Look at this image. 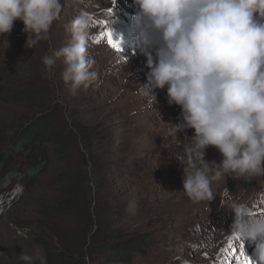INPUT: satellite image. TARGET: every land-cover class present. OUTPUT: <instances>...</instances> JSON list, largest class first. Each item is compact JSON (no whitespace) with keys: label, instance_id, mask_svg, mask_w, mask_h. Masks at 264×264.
I'll return each mask as SVG.
<instances>
[{"label":"rangeland","instance_id":"obj_1","mask_svg":"<svg viewBox=\"0 0 264 264\" xmlns=\"http://www.w3.org/2000/svg\"><path fill=\"white\" fill-rule=\"evenodd\" d=\"M62 3L50 39L34 48L26 44L24 23L14 22L11 33L0 37V69L66 46L71 33L65 25L83 8L95 21L86 55L95 60L91 70L99 75L73 96L61 78L63 58L51 75L40 66L50 101L64 117L68 145L49 152L43 172L0 188V264H25L19 255L37 248L47 264H242L244 249L251 257L255 245L229 234L234 213L221 204L219 193L227 187L234 199L250 202L255 214L264 215V177L214 181V200H191L183 186L186 165L178 156L181 141L190 146L186 137L194 129L177 132L181 108L168 104L166 88L156 90L151 108L150 98L138 91L147 83L146 57L130 42L116 50L105 35L113 28L114 39L127 37L134 0ZM2 76L4 89L6 73L0 71ZM38 112L43 110L21 99L0 97V156ZM205 159L220 162L222 155L209 146ZM63 179L69 182L60 183ZM65 248L77 254L68 255Z\"/></svg>","mask_w":264,"mask_h":264},{"label":"clouds","instance_id":"obj_2","mask_svg":"<svg viewBox=\"0 0 264 264\" xmlns=\"http://www.w3.org/2000/svg\"><path fill=\"white\" fill-rule=\"evenodd\" d=\"M134 6L127 37L115 39L122 50V44L130 42L146 57L147 83L138 91L150 98L151 108L156 90L166 88L168 104L181 108L182 120L174 124L177 132L194 129V135L186 137L190 146L181 141L178 156L186 165L187 196L211 202L214 181L264 177V0H134ZM63 7L62 0H0V37L20 20L28 34L26 44L34 48L50 39ZM94 25L93 16L79 8L65 25L69 43L42 57L50 75L63 58L61 78L73 96L99 75L91 70L95 60L86 55L94 42ZM121 60L127 62L123 56ZM209 146L219 150L220 162L205 159ZM219 195L221 204L234 213L229 234L243 245H255L251 257L244 249L242 264H264V215L255 214L250 202L234 199L227 187ZM19 259L47 264L39 248L32 255L22 252Z\"/></svg>","mask_w":264,"mask_h":264},{"label":"trees","instance_id":"obj_3","mask_svg":"<svg viewBox=\"0 0 264 264\" xmlns=\"http://www.w3.org/2000/svg\"><path fill=\"white\" fill-rule=\"evenodd\" d=\"M42 65L40 57H26L24 61L17 62L15 68L7 65L0 69L1 73H6L4 79L8 86L4 89L0 88V97L10 100L21 99V101L43 110V112L35 114L31 121L24 125L9 149L2 152L0 156V188L8 187L6 185L9 182L30 178L43 172L48 165L46 158L49 157V152L57 151V149L68 145L67 134L62 122L64 117L60 110L56 109L57 106L50 101V89L45 87L48 85L47 80L44 81L41 78L39 70ZM0 78L3 80V76ZM51 144L54 146L51 147ZM67 182L69 181L63 179L60 183L65 185ZM8 192V194L14 193L15 188L13 187ZM51 231L60 240V234L58 235L52 229ZM98 235V232H94L92 237L96 240ZM46 249L50 250V247ZM65 250L70 252L68 255L75 256L77 254L66 248ZM51 253L50 255H54ZM56 253L64 254L63 251H56ZM65 256L67 257L64 254L63 257ZM51 264L60 263L53 261ZM76 264L80 263L76 262Z\"/></svg>","mask_w":264,"mask_h":264},{"label":"snow or ice","instance_id":"obj_4","mask_svg":"<svg viewBox=\"0 0 264 264\" xmlns=\"http://www.w3.org/2000/svg\"><path fill=\"white\" fill-rule=\"evenodd\" d=\"M105 35L108 37V42L112 45L113 48H115L116 50H121V46L115 41L112 35V31H108L107 33H105Z\"/></svg>","mask_w":264,"mask_h":264}]
</instances>
